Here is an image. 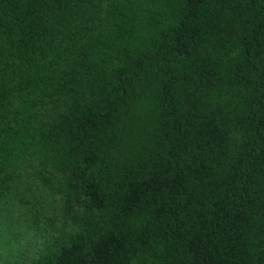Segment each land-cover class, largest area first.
Instances as JSON below:
<instances>
[{"label": "trees", "instance_id": "16d2710c", "mask_svg": "<svg viewBox=\"0 0 264 264\" xmlns=\"http://www.w3.org/2000/svg\"><path fill=\"white\" fill-rule=\"evenodd\" d=\"M0 264H264V0H0Z\"/></svg>", "mask_w": 264, "mask_h": 264}]
</instances>
